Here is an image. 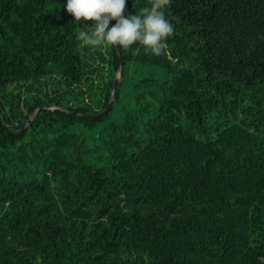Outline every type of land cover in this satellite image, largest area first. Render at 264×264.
<instances>
[{
    "label": "trees",
    "instance_id": "trees-1",
    "mask_svg": "<svg viewBox=\"0 0 264 264\" xmlns=\"http://www.w3.org/2000/svg\"><path fill=\"white\" fill-rule=\"evenodd\" d=\"M64 3L0 0V264H264V0H168L160 55Z\"/></svg>",
    "mask_w": 264,
    "mask_h": 264
},
{
    "label": "clouds",
    "instance_id": "clouds-1",
    "mask_svg": "<svg viewBox=\"0 0 264 264\" xmlns=\"http://www.w3.org/2000/svg\"><path fill=\"white\" fill-rule=\"evenodd\" d=\"M168 0H153L150 8L125 16L126 0H65L64 8L74 18L73 24L91 19L93 23L78 33L84 45L118 46L128 49L133 44L143 46L145 52L160 55L166 38L172 34V22L166 18L163 7ZM115 20L111 26L109 22Z\"/></svg>",
    "mask_w": 264,
    "mask_h": 264
},
{
    "label": "water",
    "instance_id": "water-1",
    "mask_svg": "<svg viewBox=\"0 0 264 264\" xmlns=\"http://www.w3.org/2000/svg\"><path fill=\"white\" fill-rule=\"evenodd\" d=\"M126 9V5L124 6V9ZM117 50H118V53L120 54V47L117 46ZM123 67H124V62H123V59L121 57V60H120V66H119V69L116 73V76H115V80H114V84H113V88H112V92H111V97H110V101H109V104L108 106L105 108V110L98 114V115H85V116H88V117H91V118H102L103 116H105L109 110L112 108L113 104H114V100H115V92H116V89H117V86L118 84L120 83V81L122 80V77H123ZM42 108H47V109H61V110H64L60 107H57V106H41L39 108H37L35 110V112L31 115L30 119L27 121V123L25 124V126L22 128V130L18 133H12L13 135L15 136H20L22 135L31 125V122L35 119L36 115L38 114V112L42 109ZM0 125H2V123L0 122Z\"/></svg>",
    "mask_w": 264,
    "mask_h": 264
}]
</instances>
